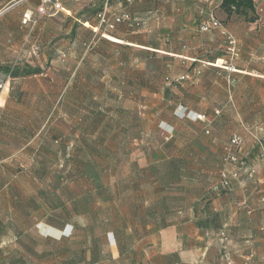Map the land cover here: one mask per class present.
<instances>
[{"label": "rangeland", "instance_id": "obj_1", "mask_svg": "<svg viewBox=\"0 0 264 264\" xmlns=\"http://www.w3.org/2000/svg\"><path fill=\"white\" fill-rule=\"evenodd\" d=\"M62 1L70 14L37 15L29 48L23 37L31 16L24 23L22 15L20 28L0 26L3 44L10 34L21 46L19 60L1 73H15L16 81L8 92L15 101L0 119L7 125L0 126V264H180L177 257L161 254L167 236L157 231L178 221L176 209L193 202L200 210L205 200L228 192L231 185L214 190L219 175L210 188L186 180L179 165L193 162L192 155L196 163L203 160L199 153L188 154L181 140L176 160L137 168L130 160L136 149L146 161L161 160L168 151L172 60L115 43L102 37L101 29H92L100 0ZM149 1L153 7L169 2ZM135 19L140 25L129 29L141 43L169 48L159 29L143 33L146 27ZM41 34L46 39L42 53L29 65L28 55L40 51L36 40ZM0 48L7 53L6 46ZM60 96L57 114L65 120L57 143L67 151L57 164L55 153L35 148L43 117L56 113L53 101ZM33 100L44 103L31 108ZM222 161L228 171L239 169V164ZM248 210L255 219L240 223L228 236L201 237L206 248L194 251L193 264H264V202ZM112 245L117 253L110 251Z\"/></svg>", "mask_w": 264, "mask_h": 264}, {"label": "crops", "instance_id": "obj_2", "mask_svg": "<svg viewBox=\"0 0 264 264\" xmlns=\"http://www.w3.org/2000/svg\"><path fill=\"white\" fill-rule=\"evenodd\" d=\"M60 1L64 12L70 14L69 7ZM100 1L102 5L103 0ZM119 1L121 0H110V9L118 11ZM168 1L165 5L153 7L149 0H135L125 9L147 28L143 33L154 27L159 29L166 36L165 40L169 41V48H155L141 43L140 37L126 23L119 24L112 32L113 37L108 39L146 51L160 52L172 60L168 71L172 81L168 86L174 116L166 122L172 129L168 151L164 152L161 160L152 157L151 161H146L142 152L136 149L130 160L136 163L138 169L154 165L158 161L176 160L183 149L178 143L186 141L184 147L188 154L199 153L201 160L206 162L196 163L194 161L198 159L192 155L194 161L187 160L180 164L179 170L186 172V180L197 182L199 187L210 188L218 181V173L225 169L222 158L229 140L233 136H239L242 140L241 146L236 150L241 160L239 177L231 180L230 190L221 195L216 194L215 199L205 200L200 210L194 209L193 202L188 207L176 209L174 216L178 221L157 231L167 236L162 240L161 254L177 257L180 264H193L194 251L206 248L205 243H200L201 237L228 236L240 223L255 219V213L248 208L264 202V160L259 159L254 140L256 137L264 142V0H251L254 12L248 13V16H253V21L236 13L227 15L220 8L221 0ZM39 3L40 0H0V26L20 28L22 15L30 14L32 20L25 26L28 31L23 37L26 48L34 42L33 19L37 16L36 8ZM210 13H213L220 26L202 32L199 30L200 23ZM228 35L233 36L236 41L235 56L227 51ZM6 40L4 44L0 41L1 47L8 48L7 53L0 48V74L6 72L10 64H15L21 53V46L18 47L15 36L11 37L9 34ZM45 40L43 34L37 38L40 51L32 54L34 56L28 55L26 63L30 65L37 61V54L42 53ZM224 62L231 64V72L223 68ZM13 81H16L15 73L0 91V119L10 112L15 101L8 98L10 83ZM53 102L57 107L56 113L51 111L43 117L45 127L35 150L41 154L55 153V162L58 164L64 160L67 151L64 144L57 143L61 138L60 127L65 120L62 114H57L63 98L60 96ZM29 103L33 108L44 102L33 100ZM184 110L201 114L204 120L182 116ZM2 123L0 122V126L5 129L7 125L3 127ZM33 140L34 137H31L30 142ZM0 202L4 204L2 198ZM22 208L25 212L26 208ZM146 228L149 229V226ZM128 229L131 230L132 227ZM108 233L112 235L113 231ZM110 251L117 253L114 245Z\"/></svg>", "mask_w": 264, "mask_h": 264}, {"label": "built area", "instance_id": "obj_3", "mask_svg": "<svg viewBox=\"0 0 264 264\" xmlns=\"http://www.w3.org/2000/svg\"><path fill=\"white\" fill-rule=\"evenodd\" d=\"M110 0H104L102 4V8L95 14L96 25L95 29L101 31L102 37H108L109 33L113 32L119 24L126 23L129 27H138L140 22L137 21L132 14L127 11L126 9H122L121 11L111 10L109 7ZM134 0H121L118 4L119 8L124 6H130ZM60 12H64V8L61 4L60 0H40L39 6L36 8L37 15H47V16H54ZM30 20V15L24 14L23 15V22L26 23ZM220 26L219 21L215 18L213 13H210L208 17L200 23L199 30L202 32H207L210 29L217 28ZM228 48L227 51L230 53L231 56H235L237 53L236 41L233 36L228 35ZM223 68L226 71L231 72V64H226L224 62L222 64ZM183 79V77H181ZM9 80L8 75L0 74V91L4 88L6 83ZM182 116L190 117L193 120H204V116L201 114H194L191 112L182 113ZM256 145L258 147L259 158L264 160V142L259 138H254ZM242 144V140L239 136H233L230 141L229 145L226 148V153L224 156V161L226 164L235 165L240 164L241 160L235 150H237ZM238 168H234L232 171H228L227 169H222L219 172V181L218 183L213 186L214 190L220 188H227L229 185V178L238 179Z\"/></svg>", "mask_w": 264, "mask_h": 264}, {"label": "trees", "instance_id": "obj_4", "mask_svg": "<svg viewBox=\"0 0 264 264\" xmlns=\"http://www.w3.org/2000/svg\"><path fill=\"white\" fill-rule=\"evenodd\" d=\"M102 7L96 8L94 10V15L101 10ZM220 8L227 14L236 13L239 15L246 16L249 21H253L255 18L253 16H248V13L254 12V7L251 0H221ZM11 79V75H8ZM231 180H235L229 178V185H231ZM223 189V188H220Z\"/></svg>", "mask_w": 264, "mask_h": 264}]
</instances>
